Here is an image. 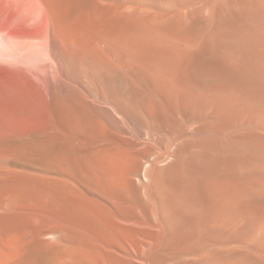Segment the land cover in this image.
Returning a JSON list of instances; mask_svg holds the SVG:
<instances>
[{
  "label": "bare ground",
  "instance_id": "6f19581e",
  "mask_svg": "<svg viewBox=\"0 0 264 264\" xmlns=\"http://www.w3.org/2000/svg\"><path fill=\"white\" fill-rule=\"evenodd\" d=\"M15 1L50 98L28 150L80 170L72 264H264V0Z\"/></svg>",
  "mask_w": 264,
  "mask_h": 264
},
{
  "label": "rangeland",
  "instance_id": "374dc122",
  "mask_svg": "<svg viewBox=\"0 0 264 264\" xmlns=\"http://www.w3.org/2000/svg\"><path fill=\"white\" fill-rule=\"evenodd\" d=\"M14 2L0 0V264H21L39 241L57 254V264H72V256H80V170L33 163L38 157L29 152L27 142L44 134L51 120L50 98L42 81L29 75L13 51L26 29L18 22ZM1 39L10 41L11 57H3L6 46ZM58 231L63 237L54 235Z\"/></svg>",
  "mask_w": 264,
  "mask_h": 264
}]
</instances>
